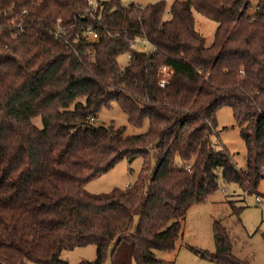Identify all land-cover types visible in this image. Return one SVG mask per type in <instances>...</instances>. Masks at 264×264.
<instances>
[{"label": "trees", "instance_id": "1", "mask_svg": "<svg viewBox=\"0 0 264 264\" xmlns=\"http://www.w3.org/2000/svg\"><path fill=\"white\" fill-rule=\"evenodd\" d=\"M193 9L218 21L211 45ZM138 37L156 49L132 50ZM162 65L173 70L165 87ZM114 102L132 125L148 119V130L93 125ZM222 106L245 140L244 169L212 141ZM137 156L133 184L85 188ZM220 177L250 194L264 180V0H0V264H70L62 251L87 244L97 256L79 264H104L109 249L112 264H160L155 250L175 248L189 208ZM214 239L202 257L249 264L220 221Z\"/></svg>", "mask_w": 264, "mask_h": 264}, {"label": "rangeland", "instance_id": "2", "mask_svg": "<svg viewBox=\"0 0 264 264\" xmlns=\"http://www.w3.org/2000/svg\"><path fill=\"white\" fill-rule=\"evenodd\" d=\"M96 3L99 0H92ZM124 6L135 3L146 6L161 0H120ZM170 6L173 0H165ZM254 3L257 0H253ZM251 10V12H253ZM195 27L206 38V45L214 42L218 21L213 20L193 9ZM167 17L169 14L166 15ZM123 66L129 62L127 54L118 58ZM168 66V65H166ZM160 71V69H159ZM75 104L71 105L73 109ZM217 129L212 141L217 146L225 147L233 156L239 168L246 167V143L240 134L233 110L230 106H222L216 113ZM34 123L43 126L40 115L33 118ZM93 125L125 126V134L145 133L149 128L148 119L142 126L137 127L129 122L128 114L114 102L110 107H103L95 118ZM144 163L143 156H137L133 161L123 159L113 168L97 178L88 181L85 188L92 193H105L113 188H126L139 177ZM260 196L262 202L256 201ZM220 221L230 232L234 253L249 264H264V180L258 187L257 193H247L240 185L226 182L219 178V187L201 203L192 205L184 221L183 231L176 240L175 248L170 251L155 250L156 256L162 260L160 264H218L210 257H202V253L216 251L214 239V223ZM97 256V246L87 244L73 249H64L61 257L70 264H79L83 261H92ZM25 264H41L26 260ZM104 264H112L111 249L108 251ZM131 264H138L133 261Z\"/></svg>", "mask_w": 264, "mask_h": 264}, {"label": "built area", "instance_id": "3", "mask_svg": "<svg viewBox=\"0 0 264 264\" xmlns=\"http://www.w3.org/2000/svg\"><path fill=\"white\" fill-rule=\"evenodd\" d=\"M61 29H58L55 31L56 35L60 34ZM66 31H63L62 34L65 35ZM83 35L86 36V38L90 41L96 40L98 38V34L95 32L93 28H87L84 32ZM130 48L132 50H139V51H144L147 53H151L156 49V46L148 39H143V38H136L134 39L131 44ZM127 56L129 59L132 58V51H129L127 53ZM172 68L170 66L162 65L160 67L159 71V85L161 87H165L167 83L170 81L171 76H172ZM256 201L257 202H262V199L260 196H256Z\"/></svg>", "mask_w": 264, "mask_h": 264}]
</instances>
